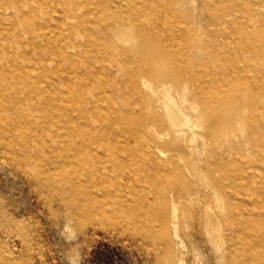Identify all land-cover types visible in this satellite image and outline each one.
Masks as SVG:
<instances>
[{"label": "bare ground", "instance_id": "6f19581e", "mask_svg": "<svg viewBox=\"0 0 264 264\" xmlns=\"http://www.w3.org/2000/svg\"><path fill=\"white\" fill-rule=\"evenodd\" d=\"M204 2L201 18L186 0H0V130L45 185L70 167L93 229L153 214L159 264H185L180 215L219 264H264V0Z\"/></svg>", "mask_w": 264, "mask_h": 264}, {"label": "rangeland", "instance_id": "374dc122", "mask_svg": "<svg viewBox=\"0 0 264 264\" xmlns=\"http://www.w3.org/2000/svg\"><path fill=\"white\" fill-rule=\"evenodd\" d=\"M186 1L192 8H198L193 15L201 18L209 15L203 12L204 0ZM210 26L213 25L201 24L202 33ZM5 135L0 130V264H159L160 246L146 236L150 230L155 236L160 233L153 214L138 219L136 212L129 210L127 220L105 216L97 219V227L93 229L88 223L85 204L79 208L76 205L83 201V193L74 191L84 186L69 187L62 183L64 176L71 174L70 167L54 169L59 180L54 186H47L38 178V164H18L14 149L18 148L21 155L25 150L17 142L4 139ZM196 136L195 145L202 139L200 134ZM231 179L239 188L255 186L254 183L244 186L242 178L232 176ZM199 182L204 184L206 180L203 177ZM260 185L261 182L256 186ZM123 187H116V194L107 204L108 213L114 205L117 212L124 213L117 195ZM146 189L153 195L159 193L152 186ZM250 201L255 202L260 214L255 226H260L259 223H264V185ZM154 203V207L160 206L161 200L156 199ZM179 212L184 213L182 209ZM179 220L176 260L182 259L185 264H219L207 239L202 236L193 244L181 215ZM165 232L171 235L172 229L167 228Z\"/></svg>", "mask_w": 264, "mask_h": 264}]
</instances>
